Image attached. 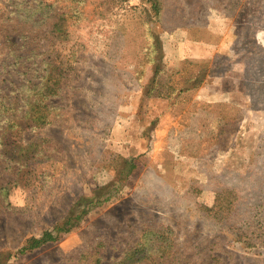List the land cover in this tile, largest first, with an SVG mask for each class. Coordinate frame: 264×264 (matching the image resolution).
<instances>
[{
    "label": "rangeland",
    "instance_id": "rangeland-1",
    "mask_svg": "<svg viewBox=\"0 0 264 264\" xmlns=\"http://www.w3.org/2000/svg\"><path fill=\"white\" fill-rule=\"evenodd\" d=\"M127 255L264 264V0H0V264Z\"/></svg>",
    "mask_w": 264,
    "mask_h": 264
},
{
    "label": "trees",
    "instance_id": "trees-1",
    "mask_svg": "<svg viewBox=\"0 0 264 264\" xmlns=\"http://www.w3.org/2000/svg\"><path fill=\"white\" fill-rule=\"evenodd\" d=\"M54 28H58V24H55ZM33 96L35 97L34 102H27L24 107L26 108V113H29V111H31L32 113L35 112V107L41 103L42 101L45 100V98L50 97V95H52L53 93H55L51 88H48L44 85H39V86H33ZM36 102V104H35ZM40 105V104H39ZM25 113V114H26ZM13 125H16V122H13ZM26 127L28 126V122L25 123ZM18 127L22 130V127L20 125H18ZM29 127V126H28ZM130 167H132V165L130 164ZM80 202V201H79ZM77 202L75 205L76 206H80V203ZM92 203V202H90ZM89 203V204H90ZM73 211L70 213L69 217L65 219V221L63 222V224L60 227H57L53 230V232L50 231H46L44 232L39 238H33L28 242V245L26 247V249H23L21 252H24L26 250H35L40 248L41 246L48 244V243H52V242H56L58 240V236L62 233H68L71 228H73L77 221H79L81 219L80 215H73ZM161 246H159V248L153 249V251H157L160 250ZM143 254L144 250L141 249L139 250L138 253ZM137 252H134L133 255H135ZM135 262L134 258L129 255L126 256L125 259H123V261L121 260L120 262H118L117 264H133Z\"/></svg>",
    "mask_w": 264,
    "mask_h": 264
}]
</instances>
